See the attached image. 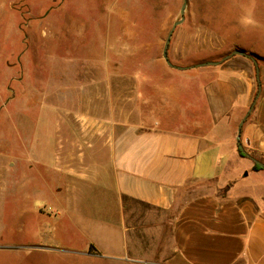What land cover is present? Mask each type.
Returning <instances> with one entry per match:
<instances>
[{
    "label": "rangeland",
    "instance_id": "374dc122",
    "mask_svg": "<svg viewBox=\"0 0 264 264\" xmlns=\"http://www.w3.org/2000/svg\"><path fill=\"white\" fill-rule=\"evenodd\" d=\"M183 3L0 0V264H93L70 251L84 245L79 229L90 225L86 220L99 218L90 196L77 204L55 192L63 182L52 177L59 135L80 147L90 130L84 116L162 117L170 85L193 88L196 96L198 82L176 79L173 70L222 61L236 38V16L245 31L252 21L264 23V0H188L168 50L172 68L163 50ZM76 158L80 167L101 154ZM239 191L252 192L247 185ZM78 209L87 219L75 217Z\"/></svg>",
    "mask_w": 264,
    "mask_h": 264
},
{
    "label": "crops",
    "instance_id": "0c3cea01",
    "mask_svg": "<svg viewBox=\"0 0 264 264\" xmlns=\"http://www.w3.org/2000/svg\"><path fill=\"white\" fill-rule=\"evenodd\" d=\"M237 19L229 55L239 50L249 57L173 70L176 79L198 82L196 96L195 89L173 84L164 91L162 117L84 116L90 130L80 147L59 135L52 177L63 182L55 192L77 204L90 196L99 218L79 229L86 241L71 247L74 254L93 264H264L263 62L262 94L246 117L258 92L252 58L264 59V38L255 35H264V23L252 21L245 31ZM244 119L242 157L237 135ZM96 122L102 125L93 132ZM94 154H101L99 162L77 165V155ZM255 164L262 170H253ZM245 185L252 192L241 193ZM87 213L78 209L75 217Z\"/></svg>",
    "mask_w": 264,
    "mask_h": 264
},
{
    "label": "water",
    "instance_id": "95a60500",
    "mask_svg": "<svg viewBox=\"0 0 264 264\" xmlns=\"http://www.w3.org/2000/svg\"><path fill=\"white\" fill-rule=\"evenodd\" d=\"M187 4H188V0H184L183 6H182V9H181V20L176 22L175 25L173 26L172 30L170 31V33L168 35V38L166 40V44H165V47H164V50H163V57H164L166 63L172 68H176V66H174L171 63V61L169 59V55H168V50H169L170 43H171V38L173 36V33H174L175 29L177 28L178 25H180L185 20V12H186V8H187ZM233 54L234 55H241V56L249 57V55H247L243 51H239V50L233 52ZM233 54H231V55H233ZM231 55H229L226 58L222 59V61H225ZM252 60L254 61V64H255V67H256V77H257V82H258V92H257V95H256V97L254 99V102H253L249 112L247 113L246 117H248L250 115L252 109L254 108V106L256 104V101L258 100V98L260 97L261 92H262V84H261V80H260V67H259V64H258V61L256 60V58H252ZM222 61L205 62V63H202V64H200L198 66H215V65L221 64ZM180 69H184V68H180ZM245 119L240 123V125L238 127V135H237L238 146L240 148H242V149H243V147H242V143H241V133H242V126L244 124Z\"/></svg>",
    "mask_w": 264,
    "mask_h": 264
},
{
    "label": "trees",
    "instance_id": "16d2710c",
    "mask_svg": "<svg viewBox=\"0 0 264 264\" xmlns=\"http://www.w3.org/2000/svg\"><path fill=\"white\" fill-rule=\"evenodd\" d=\"M238 150H239L240 155H241L242 157H245V152H244V150H243L242 148H240V147L238 148ZM253 170H255V171H259V170H262V167H261L259 164H255Z\"/></svg>",
    "mask_w": 264,
    "mask_h": 264
}]
</instances>
